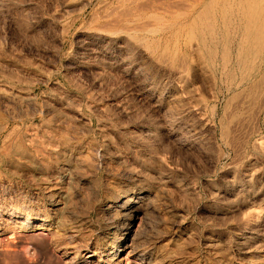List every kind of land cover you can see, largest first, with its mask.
Returning a JSON list of instances; mask_svg holds the SVG:
<instances>
[{
	"label": "rangeland",
	"instance_id": "rangeland-1",
	"mask_svg": "<svg viewBox=\"0 0 264 264\" xmlns=\"http://www.w3.org/2000/svg\"><path fill=\"white\" fill-rule=\"evenodd\" d=\"M82 1L0 0V94L5 92L4 94L8 95L7 97L5 96L6 101L12 107L13 105L15 107V109L12 108V110L14 109L12 111L9 107L10 105L4 103L6 102L5 99L1 103L3 100L0 98L1 112L7 107L6 111L4 110L6 113L3 111L2 114L5 115V118L10 114L7 116L9 119L6 118L5 120L7 130L0 137V146L4 147L2 144L7 145V141H10L8 142L10 145L12 141L14 143L18 139H23L22 137H26L24 133L29 134V131L33 128L30 134L39 130V133L42 134V137L40 135L41 138L38 131L35 132L37 135L35 133L32 135L38 136L40 139L36 136L35 138L39 142H46V146L41 143L43 147H41L40 143L35 145V150L30 146L33 152H35L33 154H36L39 162L38 165L42 163V165L40 164L41 169L39 171L23 167V169L15 172L16 169H11V166L6 162L7 158L2 157L4 153H0V264H69V260L72 257L81 254L92 256L88 264H103L98 259L101 257L107 260V256L105 255L107 252L103 248L108 243L106 236L109 232L114 231L113 227L120 228L118 232L121 231L123 225H120L123 221L118 222L114 215L100 216L90 207H94L96 202L106 193L107 186L105 184L107 180H125L124 176L127 171L136 173L143 181L151 179L150 181L153 182V185L155 183V186H159L155 188V192L157 193L153 192L151 195L152 202L149 205V209L152 214L149 217L155 219L151 220L153 229L159 235H162L158 239L159 243L157 245L161 244L166 247V251H173L174 247H177L173 253L169 251V256L172 257V259L171 257L169 258L171 262L169 264H208L206 261L209 258H211L210 260L214 259L217 261L218 256L226 258L231 255L232 257L235 256L234 247L228 248V250L227 248L224 249L227 253L223 251L222 253L224 254H221V256L217 254L220 249L214 252L215 249L212 251L208 247H205L206 236L204 234L209 235L210 233L209 221L213 217H216L214 216L215 212H217L215 209H220L221 207L228 208L230 204L236 201L235 196L231 197L227 191L262 189L261 192L263 194L258 197V203L264 204V98L262 100L256 91V94L254 91L251 93L252 99L250 96L248 97L250 99H248L247 96L249 94L246 93H244V96L246 94L245 99H243V96L240 98L237 96L236 98L235 96L233 97L234 91H227V85L220 76L221 74L217 73L213 77L212 70L206 67L207 62L203 61L206 63L205 65L199 60H203L204 57L202 55L203 58H198L203 52H198L201 50L198 44L201 33L196 34L198 31H203L204 28H200L202 27L200 26L198 27V31H196L197 27L190 25L189 22L191 21L189 20L192 19L190 17H193V9L192 5H188L187 3H196L200 8L205 2L208 3V0H179L180 2H176L178 0H158L160 3L157 0H148L150 3L152 1L151 6L145 0L146 2H143V4H145L146 8L151 7L147 12L152 14L154 21L151 19L149 13H147V16H150V18L148 16V22L146 23L148 29L145 28L146 26L142 28L150 31L158 28L156 31L153 30L156 33H152V31L145 33L146 30L144 29L145 31H143L142 29L141 31L140 27V29L136 28L139 29L138 31L136 29V31H133L134 34L131 33L132 31H129L130 33H128L131 36L128 37L127 31L122 29L119 30L120 32L117 31L113 36L111 35L112 38L94 33L95 28L98 27V23L103 21L102 15H104V12L100 9L102 0H94L92 2L93 5L88 6L86 10ZM162 1L164 2L162 3ZM165 1L167 3L165 4L166 6L164 5ZM215 1H218L217 3L219 4L221 1L223 4L226 3L225 0H214L213 2ZM99 2L101 3L100 6ZM228 2L230 3L227 0L225 5L229 4ZM147 3H149V6H147ZM179 3L181 4L179 5ZM160 4L165 8L164 11L168 10L172 19L168 15V12L162 10L163 8L160 7L161 10H156ZM233 4L234 0H231V5L234 7L235 5ZM170 6H173L174 9ZM183 7L186 8L188 13ZM183 9L186 11L185 13ZM174 10L178 11V13L183 11V15L180 13L181 15L178 14L179 17L181 16L179 19H173L175 15L177 16V13H173ZM154 11L155 14L151 13ZM157 13L163 15H159V18L160 16L167 17H165L166 19L162 18L164 20V22L162 20V23L159 20L160 24L158 25L159 18ZM156 14L157 17L154 18ZM149 19L153 21L150 24ZM168 19H170V22ZM183 19L186 20L184 21ZM173 21L177 24H174ZM180 21L181 25L179 26H182V29L176 26ZM171 22L173 23L172 25L170 24ZM153 26L156 28L149 29ZM190 26L193 27V31ZM160 27L164 28L162 29L164 32H158ZM172 27L175 30L178 29L177 33ZM172 30L175 32V35L177 34L176 36L172 34ZM118 32L121 33L122 36L119 34L121 37L117 35ZM137 33L141 35L140 37L144 35L143 41L140 37H137L139 36ZM190 33L191 35H188ZM132 35L137 37V39H133ZM192 35H195V38ZM146 36L148 40L144 41L147 39ZM175 37L178 38L176 39ZM189 37L193 39L197 37V41ZM139 38L140 40H138ZM195 42H197L198 49ZM166 44L168 46L165 47L164 45ZM156 45L159 46L157 47ZM163 47L168 51L161 50L164 49ZM207 74H209V77ZM209 79H212V81ZM214 79L215 82H213ZM2 89L3 92L1 91ZM16 92L20 93L19 95L22 92L23 97H18ZM231 92L233 93L232 96ZM253 93L256 96H252L254 95ZM27 94L31 95L30 98ZM25 96L26 98H24ZM12 97L14 98L12 99ZM21 97L23 99H19ZM260 99L261 104L259 102ZM237 100L240 101L238 102ZM23 101L27 102L23 103ZM67 101H70L69 104ZM231 101L237 103L233 102V105L229 104ZM20 103L22 106L19 105ZM246 103H249V106L253 107H249ZM238 105L240 108H238ZM244 106L247 108L245 109ZM16 107L19 110H16ZM26 107L29 109H26ZM232 108L233 112L237 113V115L235 113L232 115ZM10 111L14 114L20 113L21 116L14 115ZM56 112L59 114L55 115ZM60 115L62 119L59 120H63L61 122L56 120ZM11 116L12 118H10ZM234 119L236 120L233 121ZM47 120L49 121L48 124L46 123ZM227 121L230 123H227ZM51 122H55V126ZM43 123V127H46V124L47 126L50 124L51 126L49 125V127L53 128H49L46 131L45 127L42 128L41 126ZM227 124L231 126V129L227 128ZM36 127L37 130H35ZM39 127L40 129H38ZM42 130L46 133L44 132L43 134ZM47 132L50 135L47 137L51 140H45L44 142L43 139H47L45 136ZM58 132H65L62 133V135L64 134L63 140L66 139L65 135H67V138L69 137L68 142L71 141V146L75 144L73 146L75 149L83 142L81 146L85 147V154L90 156L84 155L87 156V159L85 157L87 169L81 164V166L78 165L81 167V171H77L79 174L76 172L77 167L72 173V183L70 185L63 184L62 186L68 194L71 191H74L72 192L73 194L77 192L74 194V197L71 196L72 193L69 195L70 212H67L65 231H62L65 232V235L54 230L34 229L25 231L19 228V223H9L11 219L3 213L5 212L4 206L7 205L5 207H8L9 210L24 209L22 210L23 213H26L29 209L28 213L31 210L36 211L38 217L42 220L50 219V215H53L49 207V198L45 193V188L48 186H61L59 185L61 171L58 168V164H56L57 159L54 154L55 152H53L54 148L57 150L60 146L58 145L57 148L55 146L57 145L56 142H63L61 140L59 142L58 138L62 139V135ZM77 132L79 135L77 134L76 137ZM19 133H22V137L19 136ZM52 133H55V136L52 137L51 135H54ZM72 133L75 134L73 135ZM223 133L225 134L223 135ZM6 135L8 136L7 139ZM227 136L229 138L226 139ZM73 137L77 138L80 143L78 144L75 139L72 140ZM79 137L85 141L79 140ZM87 140L88 146H86ZM48 141H50V144H48ZM65 141L67 142V140ZM51 142L55 143L52 145ZM37 146L39 149H37ZM6 147L9 149L8 145ZM2 148H0V152L5 147ZM40 148L43 151H40ZM50 148L52 153H50ZM88 148L92 149V151ZM36 150L37 153L40 151L39 153L42 154V156L38 154V157L42 161L37 157ZM87 150L90 152L94 151L93 155L92 153L89 154L90 152ZM4 151L6 156L7 148ZM44 151L45 153L52 154V156L48 155L51 158L47 154L41 153ZM99 153H103V155ZM43 155L45 156L44 159L42 158ZM71 155L72 157L75 156L74 153H71ZM91 155L93 156L92 158ZM81 156L84 158L83 155ZM88 157L93 160L90 165L88 164V160L91 159H88ZM50 159H55V165H53L54 161L50 162ZM47 161L51 164H48ZM92 165L94 166L92 167ZM8 166V169L11 170L7 169ZM47 166L48 171L46 170ZM90 166L92 168L95 167V169L92 170ZM88 167H90V170H88ZM83 169L85 172H83ZM13 170H15L14 173L12 172ZM87 170L95 174L92 173L94 179L91 185H86L80 181L79 176L83 173V175L87 173L85 176H91V172L88 173ZM21 172L26 173L21 174ZM44 176L46 179H44ZM136 182L140 183V181ZM94 190V198L93 196H88V199L91 197L94 201L91 199L92 201L90 200L89 202L88 199L86 200V194L90 191L89 193L93 195L92 192ZM82 195L85 199H83L84 201H82ZM75 197L76 199H74ZM85 203L88 204V207ZM144 206L146 205L144 204ZM72 207H75V209ZM209 208L210 210L207 211L206 209ZM230 208L227 213L221 214L226 216V221L232 219L234 214V216L236 214L239 215L238 211L230 210ZM166 216L168 219L165 218ZM144 219L145 217L140 211L136 217L130 219L134 232L140 230V226L142 228ZM117 222L118 226L116 225ZM159 223L160 225H158ZM207 223L208 225H206ZM75 224L78 225L77 228ZM167 225L170 228H167ZM204 225L206 228H204ZM67 229L68 231L66 232ZM182 229L189 233H183ZM224 229L226 230L227 228ZM227 231H229V228ZM227 231L225 233L229 236H226L231 240L232 236ZM169 235H175V238L177 235L176 239L179 240H177L178 243H176V240H169V237H171ZM111 237L113 238L114 234H111ZM181 239L183 240L181 241ZM144 241L147 246L154 242L151 238V233H149ZM164 241L167 243V246L164 244ZM193 241L194 243H192ZM41 243H44L45 247ZM86 248H89V250H82ZM117 257L118 259L110 262V264H141L132 256L131 248H126ZM237 257L238 254L235 259L241 263L240 258Z\"/></svg>",
	"mask_w": 264,
	"mask_h": 264
},
{
	"label": "bare ground",
	"instance_id": "bare-ground-1",
	"mask_svg": "<svg viewBox=\"0 0 264 264\" xmlns=\"http://www.w3.org/2000/svg\"><path fill=\"white\" fill-rule=\"evenodd\" d=\"M78 1H81V0H78ZM94 0H83L82 2H83V6H84V8H85V10H86V8L88 7V6H90V5H93L92 4V2H93ZM101 1V0H100ZM146 1H148V0H146ZM145 0H110V1H108V0H102L101 2H102V5H101V3L99 2V6L101 5V8L100 9H102L103 10V12H104V15H102V17H103V21L101 22V23H98V27H96V25H94L96 28H95V34H99V35H106L107 37L109 36V37H111V35L113 36L115 33H117V31H119V30H126L127 31V34H128V37H130L131 35L129 34L130 32L129 31H132L131 33H133V31L136 29V28H139L140 29V27H141V31H142V29H143V31H145L146 29L145 28H147L148 29V27L146 26V23L148 22V16L150 15L151 16V19H153V17H152V14H150L149 12H147V10H149L150 8L149 7H147L146 8V6H145V4H143V2H146ZM154 1H156V0H154ZM159 1H161V0H159ZM181 1V0H180ZM179 0L178 1H176V2H180ZM198 1H200V0H198ZM212 1V0H211ZM211 1H209L208 0V3H206L205 2V4L204 5H201L202 7H198V4L196 5V3L195 4H193V3H187L188 5H192L191 7H192V14H193V17H190V18H192L191 20H189V21H191V22H189V21H187V22H189L190 23V25L191 26H193V27H197V30L196 31H198V27H200V26H202V27H200V28H204V30L202 31L201 29V31H198L197 32V34L196 35H198V33H201L200 34V38H199V42H198V44H199V46H200V51H198V52H200V53H202L203 52V54H201V56H199L200 55V53H198L197 55L199 56L198 58H200V57H202V55H203V60H201V59H199L200 61H202L201 63H203V64H205L206 65V63H204L203 61H206L207 62V68L209 67V69H211L212 70V72H213V77L214 76H216V74L217 73H219V74H221L220 76L224 79L223 81H225V83H226V87H227V91L228 90H232V91H234V95H233V93L231 94V96L233 95V97L235 96V98H236V96L237 97H241V96H243V99H245L246 98V94H249L248 96H247V98L251 95V93L254 91H256V92H258V95L261 97V99L263 100V98H264V0H234V4L233 5H235L234 7L231 5V0H229L230 1V5L232 6H230L229 4H227V5H225L226 3H227V0H225L226 1V3H222V1H221V3L219 4V3H217L218 1H215V2H211ZM219 1V2H220ZM82 2H81V5H82ZM149 2V1H148ZM157 2H158V0H157ZM157 2H156V5H157ZM164 1H162V3H163ZM168 2V1H167ZM172 2V1H171ZM186 2V1H185ZM184 2V3H185ZM194 2V1H193ZM196 2V1H195ZM75 3V2H74ZM78 3V2H77ZM76 3V4H77ZM150 3V2H149ZM149 3H147V6H151V3H152V1H151V3L149 4ZM158 3H160V2H158ZM149 4V5H148ZM165 4H167L166 3V1H165V3H164V5ZM177 4V3H176ZM181 3H179V5H180ZM182 4H183V2H182ZM203 4V3H202ZM162 4H160V6H157V7H159V8H156V10L158 9H160L161 10V8H163L162 10L164 11V7H163V5L161 6ZM169 5H171V4H169ZM173 5V4H172ZM178 5V6H179ZM184 5H186V4H184ZM183 5V6H184ZM98 6V7H99ZM166 6V5H165ZM176 6V5H175ZM187 6V5H186ZM185 6V7H186ZM161 7V8H160ZM170 7H172V9H174L173 8V6H170ZM177 7V6H176ZM180 7V6H179ZM187 7H189V8H191L190 6H187ZM154 8H155V6H154ZM178 8V7H177ZM184 8V7H183ZM188 8V9H189ZM99 9V10H100ZM152 9H153V6H152ZM171 9V10H172ZM185 10H186V8H184ZM183 9V10H184ZM196 9H197V11H196ZM84 10V9H83ZM82 10V11H83ZM155 10V9H154ZM155 10V11H156ZM184 10V13L187 11H185ZM191 10V9H190ZM95 11H97L96 9H95ZM151 11V10H150ZM155 11L154 12H151V13H154L155 14ZM99 12V11H98ZM97 12V13H98ZM161 13H162V11H160ZM164 12H168V10L166 11H164ZM96 13V12H95ZM94 13V14H95ZM102 13V12H101ZM147 13H149V15L147 16ZM159 14V13H157L158 14V18H159V15H162V14ZM173 13H177V16H178V14H180V13H182V15H183V11H181V12H179L178 13V11H175L174 10V12ZM173 13H171V15H173ZM187 13H188V11H187ZM94 14H92V15H94ZM99 14V13H98ZM153 14V15H154ZM157 14L155 15V17L154 18H156L157 17ZM189 14H191V13H189ZM97 15V14H96ZM96 15H95V17H96ZM165 15H166V13H165ZM168 15L170 16V14H169V12H168ZM181 15V14H180ZM150 16H149V18H150ZM163 16V15H162ZM176 15H175V17L173 18V19H175V18H180L179 16L177 17ZM97 17H98V15H97ZM96 17V18H97ZM101 17V16H100ZM166 17V16H165ZM165 17H161L160 16V18L158 19V23H157V25L158 24H160L159 23V20H161V23H162V20L163 19H166ZM171 17V16H170ZM169 17V18H170ZM183 17H185V16H183ZM187 17V16H186ZM185 17V18H186ZM76 18V17H75ZM78 18V17H77ZM163 18V19H162ZM99 19H102V18H99ZM156 19V20H157ZM171 19H172V17H171ZM155 20V21H156ZM169 20V22H170V19H168ZM168 20H167V22H168ZM184 21L186 20V19H183ZM95 22H96V20H94ZM149 24L150 23H152L153 21H154V19H153V21L152 20H150L149 19ZM152 21V22H151ZM175 21V20H174ZM173 21V23L175 24L176 22H174ZM183 21V22H184ZM97 22H98V19H97ZM163 22H164V20H163ZM186 22V23H187ZM165 23H166V20H165ZM172 22L170 23L171 25L173 24ZM179 23V22H178ZM189 23H188V25H189ZM168 24V23H167ZM166 24V26H168ZM177 24V23H176ZM165 25V24H164ZM179 25H181V21H180V23L178 24V25H176V26H179ZM183 25V24H182ZM187 25V24H186ZM93 26V27H94ZM143 26H146L145 28H142ZM148 26H151V25H148ZM155 26V25H154ZM150 27L149 29H151V28H156V27ZM162 26H163V24H162ZM161 26V27H162ZM190 26V27H191ZM160 27V30L158 31V32H160V31H163L162 29H164V28H161ZM175 27V26H174ZM180 27V26H179ZM178 27V28H179ZM189 27V26H188ZM187 27V28H188ZM193 27H191V30L193 31L194 29H193ZM169 28H170V26H169ZM168 27H167V29H169ZM173 28V27H172ZM139 29H136L137 31L139 30ZM145 29V30H144ZM158 28H156V30H157ZM180 29H182V26L180 27ZM88 30V29H87ZM135 30V31H136ZM154 29H152L151 31H152V33L154 32V31H156V30H154ZM170 30V29H169ZM173 30H175L174 28H173ZM173 30H172V34H174L177 30H175V32H173ZM185 30V29H184ZM189 30H190V28H189ZM90 31H92V30H90ZM89 31V32H90ZM149 31L150 30H146V32L145 33H149ZM150 31V32H151ZM168 31V30H167ZM179 31H182V30H179ZM187 31H188V29L186 30V33H187ZM192 31H190V32H192ZM196 31H194V32H196ZM120 32V31H119ZM118 32V34L117 35H121V33H119ZM122 32V31H121ZM129 32V33H128ZM157 32V33H158ZM164 32V31H163ZM193 32V34H195ZM142 33V32H141ZM154 33H156V32H154ZM177 33V32H176ZM181 33V32H180ZM180 33H178V34H180ZM185 33V32H184ZM125 34V33H124ZM134 34V33H133ZM138 35H139V33H137ZM143 34V33H142ZM119 35V36H120ZM122 35H123V32H122ZM121 35V36H122ZM175 35V34H174ZM177 35V34H176ZM175 35V36H176ZM188 35H191V33L190 34H188ZM120 36V37H121ZM133 37V39H137V37H140L141 35H139V36H137V37H135L134 35H132ZM144 36V35H143ZM140 37L141 38V40L143 41V39H144V37ZM186 36V35H185ZM195 35H192V37H194ZM116 37H118V36H116ZM119 37V38H120ZM126 37V36H125ZM124 37V38H125ZM192 37H189V38H191V39H193ZM112 38V37H111ZM123 38V37H122ZM132 38H130V39H132ZM140 38L138 39V40H140ZM146 38H147V36H146ZM145 38V39H146ZM167 38V37H166ZM176 38V37H175ZM178 38V37H177ZM176 38V39H177ZM195 38V37H194ZM126 39V38H125ZM196 39H197V37H196ZM196 39H193V40H196ZM128 40V39H127ZM148 40V38L146 39V40H144V41H147ZM152 40V39H151ZM125 41V40H124ZM131 41H134V40H131ZM130 41V42H131ZM197 41V40H196ZM175 42V41H174ZM191 42H192V40H191ZM126 43H127V41H126ZM133 43V42H132ZM135 43V42H134ZM159 43V42H158ZM193 43H194V41H193ZM196 44L195 45H197V42H195ZM128 44L130 45V43H129V40H128ZM175 44V43H174ZM191 44V43H190ZM132 45V44H131ZM175 45H177V44H175ZM157 46V45H156ZM159 46V45H158ZM157 46V47H158ZM165 47L166 46H168V44H166V45H164ZM193 46H194V44H193ZM165 47H163L164 49H161V50H164L165 52H167L166 50H165ZM174 47V46H173ZM156 48V47H155ZM169 48V47H168ZM196 48L198 49L199 47H198V45L196 46ZM160 50V51H161ZM159 51V53L161 54V52ZM197 51V50H196ZM202 51V52H201ZM158 53V52H157ZM175 53V52H174ZM162 54H164V52H162ZM176 54V53H175ZM169 55V54H168ZM170 56V55H169ZM174 56V55H173ZM161 57H162V55H161ZM171 57V56H170ZM163 58V57H162ZM165 58V57H164ZM173 58V57H172ZM181 58V57H180ZM188 58V57H187ZM187 58H185V59H187ZM205 59V60H204ZM174 60V59H173ZM191 60V59H190ZM180 61V60H179ZM186 62V61H185ZM187 63V62H186ZM174 64V63H173ZM188 64V63H187ZM190 65H191V63H190ZM201 66H202V64H201ZM202 68V67H201ZM203 68H205V67H203ZM206 68V69H207ZM208 72V71H207ZM211 72V71H210ZM204 73H205V71H204ZM210 74V73H209ZM209 74H207L208 75V77H209ZM212 77V78H213ZM220 77V79L222 80V78ZM216 79V78H215ZM215 79H214V81L213 82H215ZM210 81H212V79H209ZM221 80H219V81H221ZM217 81H218V79H217ZM222 83V82H221ZM224 83V82H223ZM224 83V84H225ZM212 84V83H211ZM2 92H3V89L1 90ZM1 92V93H2ZM8 92H10V91H8ZM18 92H19V90H18ZM25 92V91H24ZM256 92H255V94H256ZM5 93V92H4ZM0 94V98L3 100V101H1V103L2 102H4V99H5V101L7 100L6 99V97L8 96V95H5V94ZM26 93V92H25ZM244 93H246L245 94V96H244ZM9 94V93H8ZM16 94H18L17 96L19 97V96H22V92H21V95H19L20 93H17L16 92ZM16 94H14V95H16ZM254 94V93H253ZM252 95V96H256V95ZM13 95V94H12ZM25 95V94H24ZM28 95V94H27ZM26 95V96H27ZM6 96V97H5ZM9 96H10V94H9ZM26 96L24 97V98H26ZM29 96V98H30V96L31 95H28ZM27 96V97H28ZM18 97H17V99H18ZM23 97V96H22ZM19 98V99H23V98ZM251 97V96H250ZM10 98V97H9ZM14 97H12V99H13ZM231 98V97H230ZM229 98V99H230ZM257 98V97H256ZM11 99V98H10ZM232 99V98H231ZM230 99V100H231ZM248 99H250V98H248ZM248 99H247V101H248ZM251 99H252V97H251ZM254 99H255V97H254ZM261 99L259 100V102L261 101ZM25 100H29V99H25ZM228 100V99H227ZM229 100V101H230ZM233 100V99H232ZM242 100V99H241ZM257 100V99H256ZM8 101H10V100H8ZM12 101V100H11ZM14 101H15V99H14ZM14 101H12V102H14ZM22 101V100H21ZM30 101H32L31 99H30ZM29 101V102H30ZM238 102L240 101V100H237ZM249 101H252V100H249ZM255 101V100H254ZM254 101H252V102H254ZM24 102H27V101H23V103ZM29 102H28V104H29ZM33 102V101H32ZM68 102V101H67ZM70 102V101H69ZM69 102H68V104H69ZM234 102V101H233ZM232 101H231V103H229V104H232L233 103ZM251 102V103H252ZM263 102V101H262ZM5 104L6 103H8V105H10L9 107L11 108V110H12V108H14L15 109V107H14V105H13V107L11 106V104H9V102H4ZM34 103V102H33ZM234 103H237V102H234ZM233 103V104H234ZM245 103V102H244ZM17 104V103H16ZM32 104V103H31ZM232 104V105H233ZM240 104V103H239ZM247 104V103H246ZM245 104V105H246ZM260 104H261V102H260ZM263 104V103H262ZM2 105V104H1ZM4 105V104H3ZM19 105H21V103L19 104ZM25 105H26V103H25ZM237 105V104H236ZM248 106H249V103L247 104ZM246 105V106H247ZM253 105V104H252ZM256 105H258V104H256ZM7 106V105H6ZM5 106V107H6ZM16 106V105H15ZM22 106V105H21ZM21 106H20V108H21ZM227 106H228V104H227ZM239 106V105H238ZM4 107V108H5ZM226 107V106H225ZM245 107V106H244ZM249 107H251V106H249ZM253 107V106H252ZM251 107V108H252ZM7 108V107H6ZM5 108V109H6ZM17 109L16 110H19L18 109V107H16ZM28 107H26V109H27ZM238 108H240V106L238 107ZM247 107H245V109H246ZM0 109H1V106H0ZM4 109V110H5ZM13 109V110H14ZM21 109H23V108H21ZM25 109V110H26ZM29 109V108H28ZM249 109V108H248ZM257 109V108H256ZM3 110V111H4ZM8 110H10L9 108H8ZM8 110H7V113H8ZM12 110V111H13ZM239 110V109H238ZM3 111L1 112V110H0V137L3 135V133L7 130V124H6V118H7V116H9L10 114H8L7 116H6V118L4 117L5 115L4 114H2L3 113ZM6 111V110H5ZM4 111V112H5ZM12 111H10L11 113H13ZM54 111V110H53ZM227 111H228V109H227ZM246 111V110H245ZM244 111V112H245ZM248 111V110H247ZM15 112V111H14ZM16 112H18V111H16ZM232 112H233V108H232ZM232 112H230V113H232ZM243 112V113H244ZM250 112H251V110H250ZM6 113V112H5ZM28 113V112H27ZM228 113V112H227ZM235 112H233L232 113V115L234 114ZM242 113V114H243ZM247 113V112H246ZM245 113V114H246ZM14 114V113H13ZM16 114V113H15ZM14 114V115H15ZM59 114V113H58ZM57 114V112H56V114L55 115H58ZM61 114V113H60ZM236 115H237V113H235ZM240 114V113H239ZM16 115H20V113L18 114H16ZM226 115V114H225ZM246 115H248V114H246ZM245 115V116H246ZM250 115V114H249ZM21 116V115H20ZM63 116V115H62ZM227 116H229V115H227ZM226 116V117H227ZM53 117H54V115H53ZM52 117V118H53ZM57 117V116H56ZM59 117H61V115L59 116ZM57 118L56 120L58 121L59 119H62V117L61 118ZM232 117V116H231ZM231 117H229V118H231ZM235 117V116H234ZM233 117V118H234ZM242 117V116H241ZM10 118H12V116L10 117ZM14 118H16V117H14ZM236 118V117H235ZM243 118V117H242ZM7 119H9V118H7ZM225 119V118H224ZM54 120H55V117H54ZM228 120V119H227ZM236 119H234L233 121H235ZM50 121H52V120H50ZM61 121H63V120H61ZM60 120H59V122H61ZM224 121V120H223ZM8 122V121H7ZM43 122V121H42ZM45 122V121H44ZM48 120H47V124H48ZM56 122V121H55ZM55 122L54 123H52L51 122V124H53L54 126H55ZM222 122V121H221ZM226 122V121H225ZM58 123V122H57ZM56 123V124H57ZM84 123V122H83ZM227 123H230V122H228L227 121ZM47 124H46V127H45V129H46V131H48V129L50 128V129H52L53 127H49V125L47 126ZM60 124V123H59ZM106 124V123H105ZM223 124V123H222ZM39 125H41V124H39ZM43 125H44V123L41 125L42 126V128H44L43 127ZM110 125V124H109ZM226 125V124H225ZM228 125V127L227 128H230L231 126L229 125V124H227ZM51 126V125H50ZM63 126H67V125H63ZM106 126H107V124H106ZM105 126V127H106ZM57 127V126H56ZM85 127V126H84ZM225 127V126H224ZM223 127V128H224ZM59 128H60V125H59ZM64 128V127H63ZM107 128H108V126H107ZM11 129V128H10ZM9 129V130H10ZM34 129V128H33ZM32 129V130H33ZM38 129H40V127L38 128ZM61 129V128H60ZM65 129V128H64ZM64 129H63V131H64ZM88 129V128H87ZM224 129H226V128H224ZM231 129V128H230ZM31 130V131H32ZM35 130H37V127L35 128ZM34 130V131H35ZM55 130V129H54ZM58 130V129H57ZM68 130V129H67ZM69 130H70V127H69ZM68 130V131H69ZM72 130V129H71ZM31 131H29V134L27 135L26 133H24V135H26V137H22L21 136V134L22 133H19L20 135L19 136H21L23 139H21V140H16V142H14L13 143V141L11 142V144L9 145V143L8 142H10V141H7V145L9 146V149H8V147H6L7 145H5V144H2V145H4V147L5 148H7V154H6V156H5V151H4V147L3 146H0V148H2L3 149V151H2V149H1V151L2 152H0V153H4V155H2V157L4 156V157H6L7 158V160H6V162H8V165L9 166H11L10 168L12 169V168H14V169H16V171L15 170H13L12 172L14 173V171L15 172H18L17 170H19V169H23V167L24 168H26V169H30V170H33V171H39L40 169H41V166H40V164L42 165V163H40L39 165H38V159L36 158V154L34 155L33 153H35V152H33V150H32V147L34 148V150H35V148H36V146L35 145H37V144H39L40 143V145H41V143H43V142H39V140L38 139H40L41 137H42V134L41 133H39V130H37L38 131V133H39V137H40V135H41V137L39 138L38 136H36L37 134L35 133V132H37V131H35V132H33V133H35L36 135H32L33 133H31L30 134V132ZM50 132H53V131H51V130H49ZM66 131V130H65ZM75 131V130H74ZM9 132H11V131H9ZM8 132V133H9ZM16 132V131H15ZM20 132V131H19ZM25 132V131H24ZM42 132H43V134H44V132L45 131H43L42 130ZM46 133V132H45ZM49 132H47V135H45L46 137L49 135L48 134ZM59 133V132H58ZM62 133H65V132H62ZM62 133L60 132L59 134L60 135H62ZM66 133H67V131H66ZM70 133H71V131H70ZM225 133H226V131H225ZM225 133H223V135L225 134ZM14 134H16V133H14ZM52 134H54V135H51L52 137L53 136H55V133H52ZM73 134V133H72ZM75 134V133H74ZM73 134V135H74ZM77 134H78V132L76 133V137H77ZM227 135H229L228 133H226ZM8 135V134H7ZM6 135V139H7V136ZM12 135V134H11ZM18 135V134H17ZM64 135V134H63ZM61 136L62 137V139H60V138H58L57 136V138L59 139V142H60V140L61 141H63V142H61V143H57L56 142V144L57 145H55L56 147L58 146V145H60L59 146V148L56 150V148H54L52 151L53 152H55L54 154L56 155V159H57V162H56V164H58V168H60V176H59V185H61V186H55V187H51V186H48L47 188H45V193L47 194V197L49 198V207H50V209L52 210V212H53V215H50V219L49 218H47V219H40L39 217H38V214H37V212L36 211H30L29 213H28V211L30 210H28L26 213H23L22 212V210H24V209H22V210H18V209H8V207L6 208L5 206H7V205H5L4 206V209H5V212H3L5 215H7L10 219H11V221H9V223H12V222H17V223H19L20 224V226H19V228H22V229H24L25 231H30V230H34V229H43V230H49V231H55V232H58V233H64L63 235H65V232H62L63 230H64V227L66 226V223H67V219H66V215H67V212H70V210H69V200H70V197H69V195H70V193H72V192H74V191H71L69 194H68V192H66V190H64L65 188H63L62 186H63V184H68V185H70V183H72V180H73V171L74 170H76L77 169V167H78V169L76 170V172L77 171H81V167H79V166H83V167H86V165H87V156H84V155H88V154H85V147L84 146H81V144L83 143V142H81V144H80V146H78V147H76V149L73 147L74 145H70V143H71V141L70 142H68V138H67V135H65L66 136V139H64L63 140V137L64 136ZM72 135V136H73ZM79 135V134H78ZM35 136L36 137H38V139L37 138H35ZM50 136V135H49ZM226 136V135H225ZM230 136V135H229ZM229 136H227L226 137V139L227 138H229ZM12 137V136H11ZM17 137V136H16ZM71 137V136H70ZM75 137V136H74ZM72 138V140L73 139H75V138ZM51 138V137H50ZM56 138V139H57ZM81 137H79V140H81L80 139ZM83 138V137H82ZM84 138H86V137H84ZM223 138V137H222ZM5 139V138H4ZM15 139V138H14ZM54 139H55V137H54ZM58 139H57V141H58ZM71 139V138H70ZM9 140V139H8ZM27 140V141H26ZM44 140V142H45V140H51V139H48V137H47V139H43ZM65 140H67V142L69 143H67ZM75 140H77V138L75 139ZM74 140V141H75ZM82 140H84V139H82ZM81 140V141H82ZM2 141H4V140H2ZM1 141V142H2ZM52 141H53V139H52ZM56 141V140H55ZM85 141V140H84ZM89 141H91V140H89ZM27 142H29V143H27ZM49 143L48 144H50V141H48ZM76 142H78V140L76 141ZM75 142V143H76ZM230 142V141H229ZM5 143V142H4ZM46 143V142H45ZM45 143H43L44 145H45ZM53 143H55V142H51V144L53 145ZM80 142H78V144H79ZM86 143H87V145L86 146H88V140L86 141ZM29 144V145H28ZM107 144V143H106ZM77 145V144H76ZM83 145V144H82ZM95 145V144H94ZM30 146H32L31 148H30ZM35 146V147H34ZM39 146V145H38ZM38 146H37V149H39L38 148ZM46 146V145H45ZM48 146V145H47ZM54 146V147H55ZM41 147H43V145H41ZM51 147V146H50ZM96 147H97V145H96ZM110 147V146H109ZM47 148V147H46ZM93 148V147H92ZM44 149V148H43ZM89 150H91L92 151V149H90V148H88ZM96 149V148H95ZM46 150H48V149H46ZM50 150V153H52L51 152V148L49 149ZM89 150H87V151H89ZM40 151H43V150H41V148H40ZM40 151H38V153H37V150H36V153H37V157H38V154H40L39 152ZM99 151V150H98ZM69 152V153H68ZM90 152V151H89ZM88 152V153H89ZM41 153H45V151L44 152H41ZM49 153V154H50ZM71 153L73 154H75V156H73L72 157V155H71ZM92 153V155H93V153H94V151L93 152H90L89 154H91ZM96 153V152H95ZM45 154H47V156L49 155L48 153H45ZM100 154V153H99ZM151 154V153H150ZM41 156H42V154H40ZM39 155V156H40ZM51 156H52V154H50ZM55 155H54V157H55ZM80 155V156H79ZM81 155H83V157L84 158H82V156ZM91 155V158L93 157ZM100 155H103V153L102 154H100ZM1 156V155H0ZM17 156H19L17 159H16V157ZM89 156V155H88ZM95 156V155H94ZM44 155H43V159H44ZM49 157V156H48ZM53 157V158H54ZM85 157H86V159H85ZM90 157V156H89ZM88 157V159H91V158H89ZM149 157V156H148ZM39 159H40V157H38ZM49 158H51V157H49ZM46 159V158H45ZM94 159H95V157H94ZM97 159V158H96ZM105 159V158H104ZM118 159V158H117ZM41 160V159H40ZM55 159H53V160H51L50 159V162L51 161H54ZM86 160V161H85ZM98 160V159H97ZM102 160V159H101ZM150 160V159H149ZM4 161V160H3ZM42 161V160H41ZM44 161V160H43ZM49 161V160H48ZM48 161H47V163H48ZM23 162L26 164V166H24L23 165ZM45 162H46V160H45ZM49 162V163H50ZM91 162H93V160L91 159V160H88V164L90 165V163ZM97 162V161H96ZM44 163V162H43ZM47 163H45V164H47ZM48 163V164H49ZM55 163V161L53 162V165H55L54 164ZM95 163V162H94ZM145 163V162H144ZM6 165H7V163H5ZM5 164H3V165H5ZM47 164V165H48ZM51 164V163H50ZM81 164V165H80ZM98 164V163H97ZM107 164V163H106ZM44 165V164H43ZM79 165V166H78ZM88 165V166H89ZM2 166V165H1ZM9 166L7 167V169L9 168ZM94 165H92V167H93ZM40 167V168H39ZM50 167V166H49ZM52 167V166H51ZM57 167V166H56ZM91 167V166H90ZM90 167H88L89 169L88 170H90ZM91 167V169L93 170V169H95V167L94 168H92ZM99 167V166H98ZM6 168V167H5ZM43 168V167H42ZM47 168H48V166L46 167V170H47ZM54 168V167H53ZM79 168H80V170H79ZM125 168V167H124ZM11 169H8V170H11ZM85 169V168H84ZM83 169V170H84ZM86 169H87V167H86ZM85 169V170H86ZM127 169V168H126ZM57 170H59V169H57ZM56 170V171H57ZM85 170L83 171V172H85ZM88 170H87V172H88ZM109 170V169H108ZM28 171V170H27ZM45 171V170H44ZM44 171H43V173H44ZM48 171V170H47ZM50 171V170H49ZM112 171V170H111ZM111 171H109V172H111ZM121 171V170H120ZM29 172V171H28ZM27 172V173H28ZM31 172V171H30ZM42 172V171H41ZM52 172V171H51ZM91 172V171H90ZM90 172H88V173H90ZM95 172V171H94ZM119 172V171H118ZM24 173H26V172H21V174H24ZM78 173V172H77ZM77 173H76V175H77ZM92 173L93 172H91L90 174H91V176L90 177H88V176H85V175H87V173H85V175H80L79 177H80V181L82 182V183H84V184H86V185H91V184H93V176L95 175L94 173V175L92 176ZM112 173V172H111ZM124 173V172H123ZM126 174H125V180L123 179V180H121V179H114V180H111V181H106V186H107V188H106V193L105 194H103V196H102V198H100L99 199V201L98 202H96V204L94 205V207H90L92 210H94L95 211V213H97L98 215H100V216H106V215H114L115 216V218H116V220L118 221V222H120L121 220L123 221L122 222V224L120 225V226H122V228H121V231H119L118 232V230L120 229H118L117 227H113L114 228V231L113 232H109L108 234H107V236H106V238H108V240H107V244L105 245V246H103V248H105L104 249V251L105 252H107V253H105V255L107 256V260H104V259H102L101 257L98 259V261L99 262H102L103 264H110V262H114L115 260H117L118 259V255H120V253L123 251V250H125L126 248H131V252H132V256L136 259V260H138L141 264H169V263H171L169 260V258L171 257V256H169L170 254H169V251L167 250L166 251V247H164V246H162L161 244V246L159 245H157L158 243H159V241H158V239H160L161 238V236L162 235H159L158 233H157V231L155 230V229H153V226L151 225L152 223H151V220L152 219H154V218H150L149 217V215H151L152 213L150 212V203L152 202V197H151V195L153 194V192H155L156 191V187L158 188L159 186H155V183H154V185L152 184L153 182H151L150 180L148 181L147 179L145 180V181H143V180H141L139 177H138V175L136 174V173H134V172H132V171H127V172H125ZM15 174H17V173H15ZM33 174H34V172H33ZM40 175H41V173H39ZM56 174V173H55ZM79 174V173H78ZM89 174V175H90ZM113 174V173H112ZM115 174V173H114ZM45 175V174H44ZM74 176H75V173H74ZM147 176V175H146ZM146 176H145V178H146ZM149 176V175H148ZM45 177V176H44ZM123 176H122V178H124ZM150 177V176H149ZM110 178V177H109ZM143 178V177H142ZM43 179V178H42ZM44 179H46V177L44 178ZM75 179V178H74ZM95 179H97V178H95ZM46 181V180H45ZM136 181H140V183L138 184ZM135 182H136V184H135ZM58 183V182H57ZM85 185V186H86ZM94 187V189H95V185L93 186ZM93 187L92 186H90V188L91 189H93ZM44 189V188H43ZM66 189H68V188H66ZM96 189H98L97 187H96ZM243 189V188H242ZM69 190H71V189H69ZM90 190V189H89ZM159 190V189H158ZM97 191V190H96ZM184 191V190H183ZM186 191H187V189H186ZM262 189L260 190V189H245V190H242V191H238V190H230V191H227V193L229 194V195H231V197H234L235 196V200L236 201H234V203L233 204H230L229 206L231 207H224V208H218V209H215V210H217V212H215V215L214 216H216V217H213V219L211 220V219H209V220H211V221H209V227H210V230H209V235L207 234V235H205L204 234V236H206V242H205V244H206V246L205 247H208L209 249H211L212 251H213V249H215V251L214 252H216V250H218V249H222L221 250V252H220V250H218V255H220L221 256V254H224V253H222L223 251H224V249H226L227 248V250H228V248H232V247H234L233 249L235 250V254L237 255L238 254V257L237 258H240L239 260H241V263L238 261V260H236L235 258H236V255L235 256H233L232 257V255L231 256H229L228 258H226V257H224V256H222V257H219L218 256V260L217 261H215L214 259L213 260H210L211 258H209V260L208 261H206V262H208V264H264V255H263V253H264V204L262 205V203H258L259 201H258V197L261 195V194H263L262 192ZM90 191H88L87 192V194H86V196H87V198H86V200L88 199V196L90 195V196H93V198H94V194H95V190L92 192V194L93 195H91L90 193H89ZM182 192V191H181ZM264 192V191H263ZM77 193V192H76ZM76 193H74V194H76ZM80 193V192H79ZM89 193V194H88ZM155 193H157V192H155ZM73 194V193H72ZM71 194V196H73L74 197V194L72 195ZM100 194H102V193H100ZM183 194H184V192H183ZM187 194H189V193H187ZM195 194V193H194ZM159 195V194H158ZM215 195V194H214ZM78 196V195H77ZM80 196H81V194H80ZM84 196H85V193H84ZM85 196V197H86ZM99 196H101V195H99ZM186 196V195H185ZM216 196V195H215ZM79 197V196H78ZM77 197V199H79L80 200V198H78ZM96 197H98V196H96ZM158 197V196H157ZM186 197H188V196H186ZM220 197H221V195H220ZM263 197V196H262ZM93 198H91L90 197V199H88L89 200V202H90V200L92 199L93 200ZM99 198V197H98ZM97 198V199H98ZM211 198V197H210ZM238 198H241V199H238ZM74 199H76V197L74 198ZM84 199V197H83V195H82V201H84L83 200ZM225 199V198H224ZM79 200H78V202H79ZM91 200V201H92ZM94 201V200H93ZM224 201V200H223ZM81 202V201H80ZM88 202V203H89ZM194 202H196V201H194ZM226 202V201H225ZM229 202V201H228ZM32 203H33V201H32ZM82 203H84V202H82ZM86 203H87V201H86ZM85 203V204H86ZM93 203V202H92ZM187 203V202H186ZM212 203V202H211ZM216 203V202H215ZM8 204H10V203H8ZM34 204V203H33ZM91 204V203H90ZM144 204L146 205V206H148L147 208H145L146 206H144ZM189 204V203H188ZM204 204H205V202H204ZM13 205V204H12ZM87 205V207H88V204H86ZM153 206H154V204H152ZM197 205V204H196ZM212 205V204H211ZM225 205V204H224ZM10 207H11V205H9ZM36 206V205H35ZM90 206V205H89ZM144 206V207H143ZM13 207V206H12ZM71 207V206H70ZM210 207H212V206H210ZM220 207V206H219ZM21 208V207H20ZM23 208V207H22ZM25 208V207H24ZM36 208V207H35ZM40 208V207H39ZM72 208H74L75 209V207H72ZM89 208V209H90ZM144 208V209H143ZM201 208V207H200ZM229 208H230V210L232 209V210H234V211H238V213H239V215H237L236 214V216H234L233 215V218L232 219H229L228 221H226L225 219V217L226 216H223V215H221V214H224V213H227V211H229ZM6 210H8V211H6ZM37 210V209H36ZM85 210H86V208H85ZM207 211L208 210H210V208L209 209H206ZM3 211V210H2ZM1 211V212H2ZM72 211H74L73 209H72ZM142 212L143 213V215H144V217H145V221L143 222V224H142V228H141V226L139 227L140 228V230H138V231H136V232H134L133 230H132V223L130 222V219L132 218V217H136V215H137V213L138 212ZM86 212V211H85ZM2 213V215H4ZM150 213V214H149ZM69 214V213H68ZM87 214V213H86ZM85 214V215H86ZM169 214V213H168ZM217 214H218V216H217ZM40 215V214H39ZM171 215V214H170ZM175 215H176V213H175ZM207 215V214H206ZM210 215V214H209ZM227 215V214H226ZM87 216V215H86ZM154 216V215H153ZM165 216V215H164ZM109 217V216H108ZM111 217V216H110ZM171 217H173V216H171ZM171 217H170V220L172 221V219H171ZM175 217V216H174ZM73 218V217H72ZM102 218V217H101ZM165 218H167L168 219V217L166 216ZM206 218H210V217H206ZM19 219V220H18ZM82 219V218H81ZM84 219V218H83ZM41 220V221H40ZM75 220V219H74ZM155 220V219H154ZM166 220V219H165ZM169 220V221H170ZM204 220H205V218H204ZM79 221V220H78ZM82 221V220H81ZM114 221V220H113ZM208 221V220H207ZM75 222V221H74ZM115 222V221H114ZM118 222L116 223V225L118 224ZM153 223H155V222H153ZM171 223H174V222H171ZM114 224V223H113ZM76 225V224H75ZM115 225V224H114ZM158 225H160V223L158 224ZM158 225H154V226H158ZM206 225H208V223L206 224ZM77 226L78 225H76V228H77ZM110 226V225H109ZM108 226V227H109ZM118 226V225H117ZM194 226V225H193ZM107 227V228H108ZM165 227V226H164ZM188 227V226H187ZM191 227V226H190ZM196 227V226H195ZM161 228V227H160ZM167 228H170V227H168V225H167ZM166 228V229H167ZM171 228H172V226H171ZM174 228V227H173ZM175 228H177V227H175ZM204 228H206L205 227V225H204ZM224 228H229V231H227V229L225 230ZM110 229V228H109ZM184 229V228H183ZM182 229V231H183V233H189V232H186L185 230H183ZM193 229V228H192ZM199 230V229H198ZM227 231V232H229L230 233V235L232 236H230L231 237V240L230 239H228L227 238V236H229V235H227V233H225V231ZM65 231V230H64ZM68 231V229L66 230V232ZM111 231V230H110ZM180 231V230H179ZM195 231H197V230H195ZM206 232H207V230H206ZM149 233H151V238L154 240V242H152V244L150 243V245H146V243H145V239L147 238V236L149 235ZM162 233H164V232H162ZM175 233V232H174ZM205 233V232H204ZM228 233V234H229ZM111 234L113 235L114 234V237L112 238L111 237ZM165 235V234H164ZM178 235V234H177ZM177 235H176V238H177ZM202 235V234H201ZM227 235V236H226ZM169 236H171V235H169ZM181 236H183V235H181ZM34 238V237H33ZM171 238V239H170ZM175 238V235L174 236H171V237H169V240H178V239H176ZM180 238V237H179ZM39 239V238H38ZM37 239V240H38ZM46 239V238H45ZM164 239H165V237H164ZM202 239V238H201ZM31 241H32V239H30ZM43 240V239H42ZM183 239H181V241H182ZM39 241V240H38ZM168 241V240H167ZM179 241V240H178ZM178 241L176 242V243H178ZM189 241H191V240H189ZM188 241V242H189ZM170 242V241H169ZM204 242V241H203ZM162 243V242H161ZM180 243V242H179ZM183 243V242H182ZM192 243H194V241L192 242ZM42 244V243H41ZM44 244V243H43ZM42 244V245H43ZM156 244V245H155ZM164 244H166V246H167V243H165V241H164ZM175 244V243H174ZM204 244V245H205ZM146 245V246H145ZM168 245H170V244H168ZM44 246V245H43ZM179 246V245H178ZM27 247V246H26ZM29 247V246H28ZM45 247V246H44ZM180 247V246H179ZM25 248V247H24ZM170 248V247H169ZM177 249V247H174V249ZM79 249V248H78ZM99 249V248H98ZM174 249H173V251H174ZM179 249V248H178ZM83 251H85V250H89V248H86V249H82ZM196 250V249H195ZM210 250V251H211ZM81 251V250H80ZM173 251L171 250L170 252H172L173 253ZM225 252V251H224ZM232 252V251H231ZM225 253H227V252H225ZM26 254V253H25ZM229 254V253H228ZM227 256V255H226ZM240 256V257H239ZM92 256L91 255H85V254H81V255H76V256H74V257H72L70 260H69V264H88V262H90V258H91ZM207 258V257H206ZM171 259H172V257H171ZM172 261V260H171ZM206 264V263H205Z\"/></svg>",
	"mask_w": 264,
	"mask_h": 264
}]
</instances>
